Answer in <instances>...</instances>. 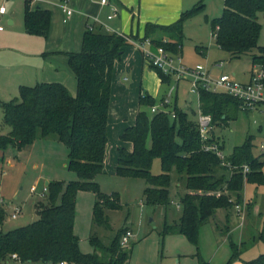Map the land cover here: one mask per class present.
<instances>
[{
	"label": "trees",
	"instance_id": "16d2710c",
	"mask_svg": "<svg viewBox=\"0 0 264 264\" xmlns=\"http://www.w3.org/2000/svg\"><path fill=\"white\" fill-rule=\"evenodd\" d=\"M30 4L31 0H24V30L46 38L50 12L32 8ZM203 6L200 0L170 25L147 23L143 39L149 38L155 45L176 52L177 46L182 45L184 21L200 12ZM258 13L264 17V0H224L221 15L213 18L210 26L219 48L233 58L250 56L252 65L264 69V44L258 45L261 29ZM128 46L122 35L108 33L101 27L85 29L80 50L67 54L68 65L77 83L74 96L61 83H37L20 86L18 98L1 103L3 123L10 130L0 134V151L5 152L9 148L20 151L37 138L54 137L68 149L67 168L76 173L77 179L67 183L49 181L45 187V200L35 204L38 219L6 232L0 230V264L8 262L13 254L17 257L15 260L32 264L59 261L125 264L129 259L131 250L120 244V237L128 230L126 227L117 232L108 246L93 234L90 242L95 249L90 254L79 251V238L73 232L76 192L79 189L91 190L95 195L92 222L96 225L109 226L105 210L121 207L118 194L102 193L94 178L103 173L113 65ZM150 68L161 83H169L170 75ZM138 103L152 107L155 99L143 92L138 96ZM198 104L202 113L211 116L213 126L227 123L241 111L240 102L232 96L203 89L199 90ZM171 106L173 118L167 112H150V115L144 111L137 112L133 124L125 127L120 135L121 141L131 143L132 150L118 149L114 173L143 179L146 183L144 202L165 206L170 203L168 193L174 172L177 187L184 190L179 197L182 212L177 221L165 222L160 234L181 233L196 243L199 226L214 219L218 210L229 212L243 203L245 182L264 183L261 172L264 162H258L252 156L251 136H248L244 144L226 156V160L238 167L247 164L250 171L245 175L240 169L230 172L220 165L213 153L201 149L196 121L190 120L175 102ZM148 137L149 146L146 145ZM154 158L159 159L161 167V172L156 175L150 171ZM220 170L224 172L219 173ZM4 219L5 211L0 206V226ZM254 241L242 240L239 245L231 243L232 253L225 264L247 250ZM245 264H264V254Z\"/></svg>",
	"mask_w": 264,
	"mask_h": 264
},
{
	"label": "rangeland",
	"instance_id": "374dc122",
	"mask_svg": "<svg viewBox=\"0 0 264 264\" xmlns=\"http://www.w3.org/2000/svg\"><path fill=\"white\" fill-rule=\"evenodd\" d=\"M223 1L202 0L203 9L184 21L181 61L186 66H203L211 79L226 73L236 80L246 81L252 68L251 57L233 58L217 46L211 35L210 22L221 15ZM23 4L21 0L7 1L8 9L14 12V24L9 25L4 19L0 20L4 27V30L0 31V100L4 101L18 98L16 82L25 76L27 65L32 62L33 66H36L37 62L43 59V49L47 41L41 36L24 31ZM258 21L261 25L258 45L261 46L264 44V17L261 13H258ZM196 46L205 47V53L196 51ZM118 61L114 62L112 76L103 173L96 175L94 181L98 183L102 193H117L121 207L116 210H105L109 226L96 225L92 222L94 193L87 189H79L76 192L73 232L79 238V251L83 254L93 253L95 248L90 242L93 234L108 246L117 232L126 227L132 230V236L122 246L128 251L131 250L125 264H225L232 253L231 243L239 245L241 239L246 242L255 241L250 243L247 250L231 259L229 264H245L264 254V183L245 182L242 192L243 203L239 205V210L235 207L230 210L228 222L223 216L225 209L217 211L213 220L199 226L195 243L181 233L160 234L163 224L177 221L182 212L181 206L179 207V197L184 190L182 187H177L178 180L174 172L171 174L168 193L170 203L165 206L149 205L144 202L143 190L146 183L143 179L115 175L118 149L132 150L131 143L121 141L120 135L125 127L135 121L138 111H144L148 115L151 112L150 106L138 103L139 88L136 79L138 76L135 77L127 68L126 71L123 70L122 66L118 65ZM220 62H223L222 66H219ZM172 86L175 90L171 104L176 95V106L195 122L198 97L197 94L191 93L189 81L181 79L176 86L174 78L170 77L169 83H161L159 97L165 95ZM12 88H14L13 92ZM158 103L159 100H155L154 105ZM171 104L165 107L167 113L173 108ZM263 125V113L257 110H241L227 123L216 124L213 132L223 142L225 155H230L235 147L244 144L248 136H251L252 156L262 163L264 158L259 153V146L264 141ZM8 130L9 127L0 121V134H6ZM44 139L58 144L57 155L43 158L24 152L22 158L16 161L13 155L17 151L9 148L5 151L4 157H0V201H2L0 206L5 211V219L0 230L3 232L25 226L38 219L35 204L45 200L47 192V189L43 190L45 182L67 183L77 179L76 173L63 165L62 160L65 162L67 160L66 146L52 137ZM149 144L148 137L146 145ZM33 164L37 167H33ZM150 171L154 175L161 172L158 158L153 159ZM223 172L219 171V173ZM261 172L264 177V164ZM32 186L36 188L34 192H30ZM12 207L21 210L16 218L10 217ZM260 234H262L261 238H259ZM2 264L32 263L8 261Z\"/></svg>",
	"mask_w": 264,
	"mask_h": 264
},
{
	"label": "crops",
	"instance_id": "0c3cea01",
	"mask_svg": "<svg viewBox=\"0 0 264 264\" xmlns=\"http://www.w3.org/2000/svg\"><path fill=\"white\" fill-rule=\"evenodd\" d=\"M62 1L63 0H35L31 2L30 6L32 8L39 7L50 12V27L48 36L42 38L45 41L47 40L43 49V59L38 61L36 66H33V63L31 62L25 67L27 72L24 77L16 82L15 89L19 90V87L22 85L32 86L37 83L58 82L63 84L70 94L74 96L76 94L77 83L75 75L68 65V56L66 54L70 52H78L80 50L82 36L87 24H92L95 28L101 27L108 33H119L125 36L129 35L143 38L147 23L162 26L170 25L178 20L182 12L191 9L196 5V1L198 0H106L105 4H102L101 0H67L66 5L72 10V14L68 17L62 11ZM21 2L24 3V0H21ZM113 9H116L115 16L108 18L109 15L113 14ZM13 15L14 12L7 7L6 14L1 16L0 20L4 19L7 24L13 25ZM205 49V47L199 46L196 51L203 54L205 53ZM137 52L138 51L132 46L126 47L118 61V65L122 66L125 71L127 68L135 77L138 76V78H136L138 79V95L145 92L155 100H159L163 96L159 97V89L161 85L160 78L154 70L144 63L140 53ZM249 75L247 80L242 82H247L249 80ZM177 84L178 82H176V86ZM13 89L14 88H12V92ZM10 100H0V107L2 102ZM174 102L176 103V95H174L173 103ZM0 110V121L3 122L2 108ZM132 124L133 123L131 122L130 125ZM9 130L6 133H8ZM45 138L47 139L51 137ZM57 147L58 144H55L53 141L45 140L44 138H37V140L31 145L17 151L13 156L16 161L22 158L24 152H30L38 157L42 156L43 158L54 157V155H57ZM4 153L5 152L0 151L1 158L4 157ZM62 161L63 165L67 167V160L66 162L65 160ZM11 164L12 163L10 162L9 165ZM33 167L36 168L37 165L33 164ZM46 185L47 182L44 183L43 187H46ZM13 209L14 207H12V210ZM223 212L224 220L228 222L230 211L227 212L225 210ZM129 230L132 232L131 229ZM227 232L229 233L228 226ZM9 261L13 263H21L12 258Z\"/></svg>",
	"mask_w": 264,
	"mask_h": 264
},
{
	"label": "built area",
	"instance_id": "2783aa9c",
	"mask_svg": "<svg viewBox=\"0 0 264 264\" xmlns=\"http://www.w3.org/2000/svg\"><path fill=\"white\" fill-rule=\"evenodd\" d=\"M10 0H0V17L7 12L6 2ZM35 0H31L33 2ZM67 0L62 2V11L66 16L72 14V10L66 5ZM102 4L106 3V0H101ZM116 9H113V14L108 18L115 16ZM3 25L0 24V31L3 30ZM86 29L92 30L93 25L87 24ZM118 35H122L116 33ZM128 44L135 48L141 55L144 63L149 67H154L160 70L165 75H170L174 78L175 82L181 79L188 80L190 83L191 93L197 94L200 89L210 91L213 93L227 94L237 99L240 102V108L243 111L257 110L264 115V69L259 65H252L249 80L242 82L234 79L232 76L226 73L220 74L217 78L211 79L208 76L207 71L201 65L186 66L182 63L181 59V47L177 46V51L173 52L163 46H157L149 38H138L129 35H122ZM215 37V34H212ZM223 62H220L219 66H222ZM175 87L172 86L165 94L162 102L158 105H153L150 109L151 113L166 112L165 107L171 104V97ZM170 116L173 118L174 112L170 111ZM196 125L201 142V149L205 152L213 153L220 161V165L226 167L230 172L240 169L243 175L250 171L247 164H243L240 167L231 164L226 160L224 154L223 142L218 135L213 132L214 126L211 123V116L204 114L198 109ZM224 147V146H223ZM259 153L264 158V141L259 146ZM35 187L30 188V192H34ZM46 191V188H43ZM236 210H239V205L235 206ZM20 213V209L14 208L10 214L11 218H16ZM132 236L130 230H126L120 237V244L125 245L129 238ZM12 259H16V255L13 254ZM47 264H70L67 261H59L57 263Z\"/></svg>",
	"mask_w": 264,
	"mask_h": 264
},
{
	"label": "water",
	"instance_id": "95a60500",
	"mask_svg": "<svg viewBox=\"0 0 264 264\" xmlns=\"http://www.w3.org/2000/svg\"><path fill=\"white\" fill-rule=\"evenodd\" d=\"M47 184H48V182H47Z\"/></svg>",
	"mask_w": 264,
	"mask_h": 264
}]
</instances>
